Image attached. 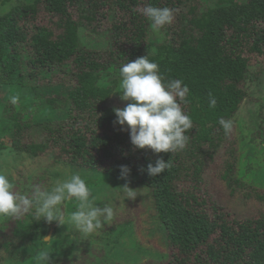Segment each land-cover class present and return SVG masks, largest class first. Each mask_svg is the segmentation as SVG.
<instances>
[{
    "label": "trees",
    "instance_id": "1",
    "mask_svg": "<svg viewBox=\"0 0 264 264\" xmlns=\"http://www.w3.org/2000/svg\"><path fill=\"white\" fill-rule=\"evenodd\" d=\"M147 6L174 12L154 52L151 21L142 13ZM81 27L107 32L110 47L81 46ZM141 56L159 65L165 84L179 80L188 89L181 106L194 128L186 133L190 139L183 151L157 155L137 149L130 129L115 123L114 109L130 101L121 99L116 84L98 83ZM253 56H264V0H219L205 10L197 0H33L14 6L0 14V79L33 80L43 88L45 102L65 108L66 116L32 123L5 102L13 122L11 146L113 177L128 166L126 179L149 188L165 227L166 264H264V211L229 218L215 206L209 211L195 191L204 167L217 158L224 159L220 177L228 187L245 186L238 177L241 136L235 115L248 95ZM221 119L233 123L230 133ZM160 158L172 167L150 176L148 164Z\"/></svg>",
    "mask_w": 264,
    "mask_h": 264
},
{
    "label": "rangeland",
    "instance_id": "2",
    "mask_svg": "<svg viewBox=\"0 0 264 264\" xmlns=\"http://www.w3.org/2000/svg\"><path fill=\"white\" fill-rule=\"evenodd\" d=\"M32 1L8 0L0 5V14ZM197 2L201 10H205L217 5L219 0ZM163 38L162 32L155 33L152 29V52ZM79 42L89 49L110 47L107 32H95L86 27L79 29ZM263 60L264 56L252 57L246 83L248 95L235 115L241 136L238 177L244 180L245 186L236 184L234 191L228 187L220 177L224 167V159L220 158L208 163L202 178L196 181L195 191L206 199L209 211L213 212L211 207L215 206L229 218L254 217L264 211V66L260 63ZM121 82V75L113 73L98 84L120 87ZM9 83L0 79V174L7 176L16 192L31 198L36 186L51 191L56 181L78 173L89 182L97 206L113 207L115 218L111 224L105 223L102 229L86 237L70 224L60 226L58 222L49 224L45 219L36 220L35 207L20 219L0 216V264H36L34 257L42 249L51 252L53 264H166L170 254L166 230L156 213L149 188L126 178L73 167L48 154L32 155L12 148L13 122L5 115V102L29 115L32 123L62 119L66 109L45 102L43 88L37 87L33 80L13 76ZM14 98L16 103H13ZM125 184L144 195H138L135 200L126 198L122 187ZM61 207L70 217L78 210V201H68L66 207ZM54 224L50 240L45 241Z\"/></svg>",
    "mask_w": 264,
    "mask_h": 264
},
{
    "label": "clouds",
    "instance_id": "3",
    "mask_svg": "<svg viewBox=\"0 0 264 264\" xmlns=\"http://www.w3.org/2000/svg\"><path fill=\"white\" fill-rule=\"evenodd\" d=\"M142 13L151 21L155 33H160L174 20L173 10L167 7L147 6ZM120 75L121 99L130 103L124 108L114 109L117 116L115 123L130 129L132 145L137 149L151 150L157 155L183 151L190 139L186 133L194 128V124L181 106L187 102L188 93L182 81L165 84L164 77L159 74V65L151 62L148 56L123 65ZM209 96L212 94L209 93ZM13 103H16L15 98ZM210 106H216L214 98ZM220 124L226 133L231 132V121L221 119ZM171 167L169 161L160 158L154 165L149 163L147 171L155 177ZM130 171L128 166H121V178H127ZM122 187L126 198L135 200L138 195H144L129 184ZM72 200L78 201V210L69 217L61 206L66 207V202ZM33 207L36 208V220L45 219L49 224L58 222L60 226L70 224L86 237L102 229L105 223L111 224L115 218L113 207L97 206L86 180L78 173L70 174L63 181H56L51 191L36 186L31 198L16 192L7 176L0 174V216L20 219ZM48 240L45 238V241ZM34 259L36 264H53L51 252L47 249L40 250Z\"/></svg>",
    "mask_w": 264,
    "mask_h": 264
},
{
    "label": "water",
    "instance_id": "4",
    "mask_svg": "<svg viewBox=\"0 0 264 264\" xmlns=\"http://www.w3.org/2000/svg\"><path fill=\"white\" fill-rule=\"evenodd\" d=\"M55 225H56V224H54V225L51 226V228H50V232H49V234H48V236H47L46 238H48V239L50 238L51 234H52L53 231H54V227H55Z\"/></svg>",
    "mask_w": 264,
    "mask_h": 264
}]
</instances>
